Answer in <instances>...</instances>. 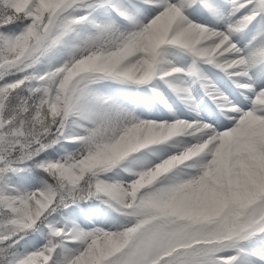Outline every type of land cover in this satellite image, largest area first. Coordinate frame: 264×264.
I'll return each mask as SVG.
<instances>
[{"label": "snow or ice", "instance_id": "6c2138e0", "mask_svg": "<svg viewBox=\"0 0 264 264\" xmlns=\"http://www.w3.org/2000/svg\"><path fill=\"white\" fill-rule=\"evenodd\" d=\"M0 264H264V0H0Z\"/></svg>", "mask_w": 264, "mask_h": 264}]
</instances>
